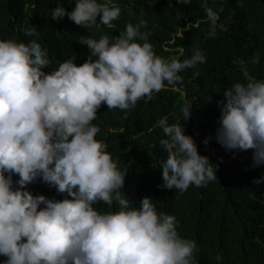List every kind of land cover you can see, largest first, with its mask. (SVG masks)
<instances>
[{"label": "clouds", "instance_id": "obj_1", "mask_svg": "<svg viewBox=\"0 0 264 264\" xmlns=\"http://www.w3.org/2000/svg\"><path fill=\"white\" fill-rule=\"evenodd\" d=\"M190 5L191 0H176ZM205 7L209 36L217 29L219 14ZM223 11V9H219ZM89 30L113 26L121 7L114 0H75L72 11L58 2L51 9L56 22L65 17ZM100 22L97 23V18ZM147 22L128 23L119 36L99 40L81 37L90 55L77 66L76 57L46 72L48 51L35 40L25 44L0 40V256L3 264H194V240L178 232L174 215L159 212L150 197L132 207L121 189L127 171L97 140V111L134 109L167 86L182 84L179 74L206 63L196 48L190 58L158 56L149 42ZM24 34L32 36L31 30ZM95 58V59H94ZM235 63V61H234ZM243 67V61H240ZM247 75V73H245ZM198 75V73H194ZM215 142L228 152L252 150L255 169L264 166V80L249 78L223 91ZM183 122L192 105L180 108ZM162 129L163 188L180 193L190 186L206 187L217 180L218 166L198 153L193 137L180 124L160 118ZM151 131V129L149 130ZM213 138H205L207 146ZM13 176L19 179L13 180ZM40 179L62 200L33 195L28 186ZM253 183H264V175ZM103 202L118 211L99 212ZM217 261L221 259L216 257Z\"/></svg>", "mask_w": 264, "mask_h": 264}, {"label": "trees", "instance_id": "obj_2", "mask_svg": "<svg viewBox=\"0 0 264 264\" xmlns=\"http://www.w3.org/2000/svg\"><path fill=\"white\" fill-rule=\"evenodd\" d=\"M58 2L68 12L75 7V0H0V40L38 42L48 51L46 72L74 56V63L81 66L90 55L87 46L80 44L81 37L99 40L107 34L114 39L128 23L136 25L141 18L147 22L141 31L152 33L149 42L158 56L183 60L196 48L205 53L206 63L179 73L182 84L167 86L150 101L139 100L134 109L108 110L102 104L93 121L100 129L96 139L107 144L118 167L127 171L121 191L135 203L132 207L152 198L159 212L176 217L180 235L196 242L194 264H264V183H253L264 175V166L251 168L252 150L228 152L215 142L217 101L224 99L223 91L237 82L247 84L249 78L264 80V0H191L190 5L176 0H114L121 7L119 20L96 30L77 26L67 16L53 21L51 9ZM202 5L218 12V24L227 31L218 28L214 37L209 36L210 22ZM24 30L34 34L27 36ZM186 103L192 105V115L183 122L180 108ZM165 116L169 124L183 125L198 153L218 166L217 180L206 187L190 186L183 193L162 187L159 164L167 153L159 142L166 137L153 126ZM209 136L213 139L205 146ZM27 190L49 199L70 198L39 178ZM94 207L102 213L119 210L115 203ZM5 259L0 256V264Z\"/></svg>", "mask_w": 264, "mask_h": 264}]
</instances>
